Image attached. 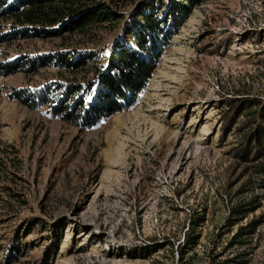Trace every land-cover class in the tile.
<instances>
[{"label":"rangeland","instance_id":"obj_1","mask_svg":"<svg viewBox=\"0 0 264 264\" xmlns=\"http://www.w3.org/2000/svg\"><path fill=\"white\" fill-rule=\"evenodd\" d=\"M11 22L0 17V264H264L263 158L239 153L257 107L229 117V98L264 99V0H201L136 103L91 126L71 104L117 33L29 36ZM75 48L99 53L74 72L56 55Z\"/></svg>","mask_w":264,"mask_h":264},{"label":"trees","instance_id":"obj_2","mask_svg":"<svg viewBox=\"0 0 264 264\" xmlns=\"http://www.w3.org/2000/svg\"><path fill=\"white\" fill-rule=\"evenodd\" d=\"M200 1L0 0V17L11 19L15 30L24 27L23 32L29 36H62L67 32L85 36L90 35L94 28L117 33L115 40L107 47L103 61L96 66L95 77L90 80L86 96L83 100L82 96L80 100L79 97L71 104L74 111L78 109V103H82L77 118L82 124L91 126L136 103L177 29ZM129 5H135L131 12L126 10ZM123 20L126 22L121 28ZM98 53L79 48L67 49L57 53L56 60L62 66H70L74 72H78ZM73 87L72 91L80 90L78 84ZM229 100L234 110L229 116L231 120L245 109L257 107L247 120L248 129L239 153L246 158L252 155L257 160L263 158L257 165L264 170V99L241 96ZM72 113L68 111L67 115ZM196 224L194 220L188 230H193ZM195 243L190 231L185 234L181 251H184L185 245L189 247Z\"/></svg>","mask_w":264,"mask_h":264}]
</instances>
